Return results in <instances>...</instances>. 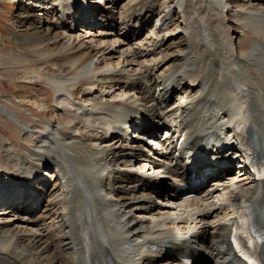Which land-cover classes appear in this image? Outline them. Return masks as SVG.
<instances>
[{"label": "bare ground", "instance_id": "bare-ground-1", "mask_svg": "<svg viewBox=\"0 0 264 264\" xmlns=\"http://www.w3.org/2000/svg\"><path fill=\"white\" fill-rule=\"evenodd\" d=\"M188 1L193 5L192 0H104V21L97 26L83 14L75 22L70 19L79 15L73 8L76 0L36 1L35 8L42 5L50 20L58 22L51 40L67 47L68 58L92 53L87 64L80 63L82 55L72 61L74 75L64 68L50 78L58 93L56 109L68 121V129L59 130L48 120L46 131L35 134V144L49 150L37 154L41 163H55L60 178L54 188L40 195L34 192V207L27 204L15 210L18 213L0 214V226L40 237L38 248L49 257L46 264H170L160 253L167 242L187 243L200 264H240L229 250V238L243 198L256 205L264 226V182L241 185L224 202L216 183L203 196L179 202L175 198L174 188L185 182L190 166L235 163L216 152L197 154L195 144L210 133L253 134L264 148V0H203L211 12L220 9L224 17H229L226 9L232 8L231 14L238 11L239 25L260 38L245 58L235 53L231 41L229 47L224 31L215 35L210 13H188ZM97 9L91 6L92 12ZM84 20L96 27L81 30ZM132 21L138 22L133 31ZM184 38L187 43L182 45ZM168 45L181 57L166 76ZM22 47L36 52L34 45ZM29 72L37 80L43 78L41 68ZM78 85L86 89L87 100L80 102ZM107 86L108 96L102 90ZM137 117L155 125L134 132L131 139L133 134L110 139L113 128ZM19 162L28 176L40 167ZM44 172L46 180L54 176ZM113 173L116 178L108 183ZM249 176L245 169L232 178L244 181ZM206 195L213 196L205 201ZM42 202L41 210L34 211ZM13 239L2 241L0 264H43L22 248L9 260L4 245Z\"/></svg>", "mask_w": 264, "mask_h": 264}, {"label": "rangeland", "instance_id": "rangeland-1", "mask_svg": "<svg viewBox=\"0 0 264 264\" xmlns=\"http://www.w3.org/2000/svg\"><path fill=\"white\" fill-rule=\"evenodd\" d=\"M192 2H194L193 5L188 1V13L193 14L195 10H200L201 12L204 11V13L208 12V14L210 13L209 19L212 23L215 35L220 33V31H224L227 44L231 47L232 43L233 47L231 48L234 49L235 53H238L243 58L251 54L253 44L258 43L260 38L253 34V32L239 25L238 22L242 16L238 11H234L233 14H230L229 16H233L229 18L224 17V15L221 14L222 11L220 9L211 12V10L206 7L203 0H192ZM238 10H241L240 7ZM70 19L74 18L71 17ZM50 22H52V19L50 20L44 9L39 7L30 9L27 7L26 3H20L19 5L16 3V0H0V108L13 113L20 119L19 122L25 123L32 129H35L32 130L34 133H30L29 135L25 132H21L22 128L4 117L0 111V167L10 169L14 175H17L18 173L16 171L17 167H19V171L23 168L20 165L19 159L24 163H41V157L37 154L43 152L49 154L48 149L41 150L40 146L35 144V140L37 139L35 134L42 132V127L45 122L51 120L55 122V127L59 130L68 129V121L55 107L58 93L56 92L54 83L50 78H52L54 73H59V69L64 68L69 75H74L75 68L71 67L73 63L72 61L82 55L80 57V63L87 64L89 56L92 55L90 51H84L82 54L77 53L74 57L69 56L68 58L66 55H70V53H66L67 47L63 44H58L57 40L56 42L55 40H51L57 33L58 22ZM48 26L50 27V30L46 31ZM184 39H181L182 45L187 43L186 38ZM85 41L88 43V40ZM26 43L28 45H34L36 47V52L27 53L28 48L22 47L23 45H27ZM42 45H44V48ZM37 46L40 49H37ZM168 47V60H170V62L168 64L169 68H165L164 73L166 76H168L169 72L179 64L178 59L181 57V55L177 54L175 50L171 49V45H168ZM236 47H238V50H235ZM75 50L78 52L80 49ZM226 54L227 56L230 55L229 48L225 52V55ZM239 55H237V57ZM241 62L245 66H249L245 60H242ZM40 68L42 69L43 78L37 80L29 71ZM30 76L33 78H29ZM254 76L261 81L257 74H254ZM35 82H37L36 85H34ZM261 84L264 88V83L262 81ZM82 87L83 86H77V93L79 97L81 96L80 99H83L84 97L86 99L88 97L85 94L86 89L84 88L83 91L81 90ZM54 94H57L55 97L56 103L53 101ZM174 99L176 101V98ZM80 102H82V100ZM7 144H10L12 149L11 147L6 146ZM5 149L8 153L5 152ZM39 150L41 151L37 152L36 157L33 158L32 154ZM32 158L38 159L31 160ZM15 161L17 163H15ZM15 179L16 178L12 176V181H15ZM38 223L39 225L42 224V222ZM8 236L14 237L11 241L13 243H7L8 245L5 243L6 245H4L6 246L5 248H7L6 250L10 251L7 254L9 255V260L13 261L15 258L13 256V248L20 247L23 249L25 245H30L29 247L31 248L27 249L25 252L27 254L32 253L33 258H39L40 260H43V264H46L49 257H47V254H41L43 249L41 248V250L38 248L42 243V241L39 242L40 237L32 238L29 233L21 232L19 230L9 231L7 227L0 226V246H3L2 241ZM23 236H27V238H24ZM24 239L29 241H25ZM21 240L23 247L17 244ZM15 243L17 245L16 247H14ZM9 248L12 249V251ZM61 248L62 246H59V249ZM3 253L2 257L6 254V251H3ZM44 255H46L45 258ZM6 262L8 264V261ZM9 264L11 263L9 262Z\"/></svg>", "mask_w": 264, "mask_h": 264}]
</instances>
